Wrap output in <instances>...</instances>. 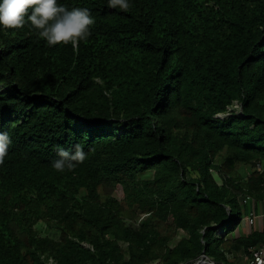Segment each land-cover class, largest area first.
<instances>
[{"label":"trees","instance_id":"1","mask_svg":"<svg viewBox=\"0 0 264 264\" xmlns=\"http://www.w3.org/2000/svg\"><path fill=\"white\" fill-rule=\"evenodd\" d=\"M58 2L94 18L75 52L0 29V264H241L264 244L235 232L264 199V0Z\"/></svg>","mask_w":264,"mask_h":264},{"label":"clouds","instance_id":"2","mask_svg":"<svg viewBox=\"0 0 264 264\" xmlns=\"http://www.w3.org/2000/svg\"><path fill=\"white\" fill-rule=\"evenodd\" d=\"M109 7L129 9V0H108ZM29 24L47 46L71 45L77 51L80 41L90 34L94 18L81 7L68 9L58 0H0V29H14ZM76 159L83 160L77 153ZM54 167L63 170L62 162Z\"/></svg>","mask_w":264,"mask_h":264},{"label":"built area","instance_id":"3","mask_svg":"<svg viewBox=\"0 0 264 264\" xmlns=\"http://www.w3.org/2000/svg\"><path fill=\"white\" fill-rule=\"evenodd\" d=\"M233 108L240 109V106L235 102ZM262 165L257 163L253 170L261 171ZM239 201L242 204L251 203L253 208L251 207L250 212L245 216L244 220L246 221L247 225L249 226H256V224L264 220V199L259 200L257 204V213L254 211V200H252L250 197L241 196L239 198ZM264 226V225H263ZM220 231V230H218ZM243 264H264V244L260 245L259 247H256L252 250L251 256L249 258L244 259Z\"/></svg>","mask_w":264,"mask_h":264},{"label":"rangeland","instance_id":"4","mask_svg":"<svg viewBox=\"0 0 264 264\" xmlns=\"http://www.w3.org/2000/svg\"><path fill=\"white\" fill-rule=\"evenodd\" d=\"M144 175V177L145 176H147V177H149L150 176V172H148V173H144L143 174ZM213 176H214V178H215V180L220 184L221 183V181H220V179H219V177H218V175H217V173L216 172H213ZM114 195H115V197L116 198H118V199H121L122 197H123V194H122V190H121V188H120V186H117L116 187V189H115V191H114ZM261 222L264 224V220H261ZM261 222H258V223H261ZM246 226H247V223H246V221L245 220H243L241 223H240V225H239V227L238 228H240L241 229V231H242V229L243 228H246ZM258 225H256V226H254V227H252V228H256ZM251 227V226H250ZM239 230V229H238ZM240 231V232H241ZM217 233H220V231H217ZM177 239L178 238H180V235H178L177 237H176ZM123 247H124V245H122ZM240 253V252H239ZM239 253H230V254H228L227 255V259H228V261H230L231 263L233 262V263H239V262H241V264H243V258L241 257V255H239ZM241 254V253H240ZM209 260H211L210 258H209Z\"/></svg>","mask_w":264,"mask_h":264},{"label":"water","instance_id":"5","mask_svg":"<svg viewBox=\"0 0 264 264\" xmlns=\"http://www.w3.org/2000/svg\"><path fill=\"white\" fill-rule=\"evenodd\" d=\"M207 260H209V258L204 254V251H203L200 257L193 264H198L199 262H207ZM207 264H217V263H215L212 260H209Z\"/></svg>","mask_w":264,"mask_h":264},{"label":"crops","instance_id":"6","mask_svg":"<svg viewBox=\"0 0 264 264\" xmlns=\"http://www.w3.org/2000/svg\"><path fill=\"white\" fill-rule=\"evenodd\" d=\"M259 222H261V221H259ZM256 225H258L257 226V228H258V227H263L264 224L261 222V223H257ZM251 230H252V228L249 225H247L246 228L242 229V231H241V229H239V230L237 229L235 232L237 234H239V233H249Z\"/></svg>","mask_w":264,"mask_h":264},{"label":"bare ground","instance_id":"7","mask_svg":"<svg viewBox=\"0 0 264 264\" xmlns=\"http://www.w3.org/2000/svg\"><path fill=\"white\" fill-rule=\"evenodd\" d=\"M209 260H207L208 262ZM207 262H199L198 264H207Z\"/></svg>","mask_w":264,"mask_h":264}]
</instances>
